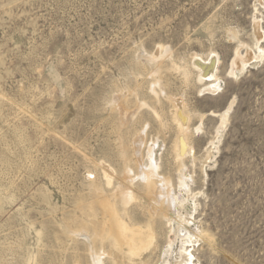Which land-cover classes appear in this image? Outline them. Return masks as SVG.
Returning a JSON list of instances; mask_svg holds the SVG:
<instances>
[{
	"label": "rangeland",
	"instance_id": "374dc122",
	"mask_svg": "<svg viewBox=\"0 0 264 264\" xmlns=\"http://www.w3.org/2000/svg\"><path fill=\"white\" fill-rule=\"evenodd\" d=\"M152 144L184 198L153 250L69 235L120 208L126 166L140 198ZM178 223L189 264H264V0H0V264H161L168 241L175 261Z\"/></svg>",
	"mask_w": 264,
	"mask_h": 264
},
{
	"label": "bare ground",
	"instance_id": "6f19581e",
	"mask_svg": "<svg viewBox=\"0 0 264 264\" xmlns=\"http://www.w3.org/2000/svg\"><path fill=\"white\" fill-rule=\"evenodd\" d=\"M257 26L258 24L255 25V27ZM255 35L254 36L257 37V40H260V33L256 31ZM246 50L248 51V49ZM237 51L239 52V50ZM237 51L234 59L230 61L235 68H239L250 59V57H248V53L246 58H244L243 55H239L240 57L238 58ZM197 68L201 70L200 67L197 66ZM230 108L231 104L229 105V107H227L224 114H226V112ZM177 112L178 110L173 117L175 121H173L177 123V132L181 136L178 137L174 143L173 154L177 162H182V158L185 154L184 150L188 144V122L186 123L185 119L182 118L178 119L179 116L177 117ZM179 114L180 116L182 115L180 112ZM221 118L225 119V115H223ZM139 141H141V138L137 137L134 145L136 146ZM156 147H158L157 144L150 145L147 150V163L141 162L140 165L136 166L137 175L135 178H137L142 184V192L140 198L135 194L137 190H135L136 188L133 182L134 178H132V170L129 169V166H126L125 172L123 171L124 174L122 175L120 184L118 185L119 190L117 197L118 201L121 204L120 208H118L115 203H112L107 198L103 197V199L99 200L97 203L104 210V219H102L100 222H86L80 220L81 222H77V225L75 223V228H71L69 229V231L67 230L69 235H71L74 230L78 232L88 233V235L86 236L89 237V244L91 248L92 246H94L97 240H100V244H102L103 239H111L116 250L122 255H126L129 259V262L140 259L144 252H146L147 250H149V252L153 250L155 243H157V231L155 227L156 219L160 218L165 223H171L172 221L170 222V220L175 215V213L180 216V212L176 207L179 206L182 208V203L184 201V198L182 196L176 195L173 192L172 180L169 178V176H165L164 174L160 173L161 167L155 158V150L157 149ZM107 167V165H104L103 168L107 169ZM106 169L103 170V174L104 177H106L105 180L107 179V183L109 184L111 176L105 171ZM182 175H179L180 177L178 178V182L180 186L185 187L186 181L183 179ZM135 200H138L139 204L141 203V206L143 207L144 204H146L145 210L147 220L145 224H140L132 221L130 216L128 215V213L130 212L127 211V209L129 205ZM178 225L180 230L172 228L171 233L173 234V237L175 239H179L180 241V259H176L175 261L171 260V241H168V245L164 247V251L162 250L163 258L161 264L190 263L188 254L182 249L184 244L189 241V236L187 235L188 232L185 230V226H183L181 223H178ZM94 257L96 258L95 254Z\"/></svg>",
	"mask_w": 264,
	"mask_h": 264
}]
</instances>
